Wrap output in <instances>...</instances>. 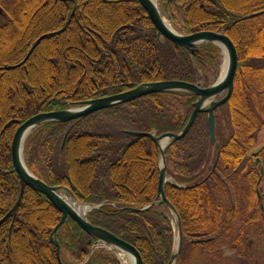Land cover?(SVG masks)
Here are the masks:
<instances>
[{
  "label": "trees",
  "instance_id": "obj_1",
  "mask_svg": "<svg viewBox=\"0 0 264 264\" xmlns=\"http://www.w3.org/2000/svg\"><path fill=\"white\" fill-rule=\"evenodd\" d=\"M159 8L182 35L224 32L237 54L231 97L214 111L216 167L217 147L209 142L203 113L164 150L173 180L164 194L182 231L175 264H219L222 249L246 258L251 230L264 247V167L259 182V170L249 164L264 157V148L252 151L264 134V14L251 17L264 11V0H159ZM0 9L6 17L0 25V264H59L51 233L61 213L46 197L25 187L10 213L20 191L10 156L19 125L143 83L209 87L217 80L220 49L205 44L189 53L158 37L136 0H0ZM43 35L25 65L7 69ZM197 99L152 94L68 123L44 124L24 143L25 166L44 184L67 188L93 207L87 221L134 247L143 264H168L175 238L167 207L133 211L159 201V155L150 139L126 132L178 134ZM227 194L229 207L219 199ZM56 239L62 264H120L111 251H92L97 241L70 219Z\"/></svg>",
  "mask_w": 264,
  "mask_h": 264
},
{
  "label": "water",
  "instance_id": "obj_2",
  "mask_svg": "<svg viewBox=\"0 0 264 264\" xmlns=\"http://www.w3.org/2000/svg\"><path fill=\"white\" fill-rule=\"evenodd\" d=\"M136 1L149 17L151 25L156 30L158 37H162L163 39L171 42L175 46L180 47L185 51H188L189 53H194L201 45L212 44L214 46H217L222 52L224 50L227 58V69L223 77H219L213 85L206 88H202L200 84H191L180 81L143 83L121 94L87 101L83 103L81 107L36 114L19 125L12 138L10 156L12 172L15 173L18 177L20 191L18 199L11 209L10 213L14 212L19 206L25 187L46 197V199L53 205V207L61 213L60 221L51 233V242L56 248L57 261L59 264H62V262L59 258V243L56 239V233L58 228L63 226L68 219L77 224V226L84 233L96 240L97 243L102 244L107 248L129 254L132 257L134 264L143 263L140 254L134 247L112 235L111 233L101 228L92 226L86 219V213H84L83 216H80L79 214L74 212L70 208V206L62 199V195L66 194L71 199L75 200L74 195L70 190L60 186L50 187L44 184L42 181L38 180L27 170L23 160V145L29 135L40 126L47 123H68L73 120L89 116L95 112L102 111L117 105L126 104L152 94L171 92L187 93L198 98L197 101L193 104V111L185 127L178 134L165 133L157 137L148 133L145 134L137 132H126L127 134L134 137H145L150 139L154 143L160 157L159 177L157 184V198L159 199V201L148 205L142 210H132L145 211L154 206L162 204L165 205L170 213L174 215L177 224L178 239L176 250L172 254L168 264H175L178 251L182 244V231L179 217L164 194V186L169 182L166 178V162L164 157V150L170 142H175L182 139L187 134L189 128L192 126L196 116L203 113L207 115L209 142L212 146L217 147L215 158L213 161V169L216 167L219 158L220 149L217 144L215 135L214 111L229 100L233 91L234 81L237 73V54L233 43L224 34V32L214 33L210 31H201L193 33L191 35H181L176 31L168 29L164 25L158 13V10L150 0ZM263 14L264 11L254 14L251 17H256ZM43 38L44 37L39 38L35 42L34 46L36 47ZM262 148H264V145L258 147L256 151H259ZM259 165L260 161L258 159L255 160L254 166L258 167ZM260 173L262 175V168H260ZM261 179L262 176H260L259 182L261 181ZM84 207H86L88 211L92 209L90 206Z\"/></svg>",
  "mask_w": 264,
  "mask_h": 264
},
{
  "label": "rangeland",
  "instance_id": "obj_3",
  "mask_svg": "<svg viewBox=\"0 0 264 264\" xmlns=\"http://www.w3.org/2000/svg\"><path fill=\"white\" fill-rule=\"evenodd\" d=\"M156 3L158 4V7H159V0H156ZM160 12L162 13V15L164 16V18L167 20V22L172 26V28L178 32L174 25L166 18V16L163 14V12L161 11V9H159ZM6 22V17L4 15V13L1 11V14H0V25H3L5 24ZM49 35V34H48ZM43 36H47V35H43ZM39 39V38H38ZM37 39V40H38ZM36 40V41H37ZM35 41V42H36ZM34 42V44H35ZM33 44V45H34ZM33 45L29 48V51L27 52V55L26 57L31 53L33 52L32 49H33ZM26 57L24 59H26ZM223 61H224V55L222 53V51H220V61H219V67H218V70H217V79L219 78L220 76V72H221V68H222V65H223ZM9 64H12V63H9ZM21 64H23V60L22 62H20L19 64H15V65H9L8 66V70H15V69H18L20 68ZM31 66L35 69H39L40 68V65L36 64L35 62H32ZM47 84V82H44ZM202 86V85H201ZM0 98H1V91H0ZM264 145V134L260 135V138L258 139V142H257V145L258 147ZM258 147H256L254 150L252 151H256L258 149ZM255 155V154H254ZM259 160L260 161V166L262 168V174H263V167H264V157H252V159L249 161V164L251 163V165H254V162L255 160ZM263 163V165H262ZM263 166V167H262ZM257 168V170H259V173H260V168L259 167H255ZM259 168V169H258ZM257 172V171H256ZM260 176L261 173H260ZM260 176H258V179L260 178ZM170 182H173V180L171 178H167ZM257 178H255V182L258 181ZM259 186V185H258ZM257 186V187H258ZM254 192L256 194H258V199L261 197V187H259L258 189L256 188V190H254ZM232 194V192H231ZM219 199L221 201L224 202V206L225 207H229L230 204H231V197L229 194L227 195H220L219 196ZM79 204V203H78ZM167 217L170 219V222L173 226V231H174V238L175 240L177 241L178 239V231H177V224H176V219L175 217L169 212L167 214ZM247 244L249 246V251H248V254L246 255V258H242V257H239L236 255L235 252H232V251H228V250H223L222 249V253H223V260L222 262H220L219 264H264V247H263V238L262 237H259L256 232L253 230H251L250 232V235L247 239ZM113 254L115 256H120L121 252L119 251H116V250H113ZM122 262V261H121Z\"/></svg>",
  "mask_w": 264,
  "mask_h": 264
},
{
  "label": "bare ground",
  "instance_id": "obj_4",
  "mask_svg": "<svg viewBox=\"0 0 264 264\" xmlns=\"http://www.w3.org/2000/svg\"><path fill=\"white\" fill-rule=\"evenodd\" d=\"M153 4H154V6L156 7V9L158 10V13H159V15H160V17H161V20H162V22L164 23V25L168 28V29H170V30H172V31H175L173 28H172V26L167 22V20L164 18V16L162 15V13L160 12V10H159V7H158V4L156 3V0H150ZM41 37H44L45 38V36H41ZM41 37H39V38H41ZM44 38L37 44V46L35 47L34 45H33V49H32V51L34 52V50L39 46V44L44 40ZM33 52H31L27 57H26V59H24L23 60V64H21L20 66H23V65H25L26 63H27V61L29 60V58H30V56L32 55V53ZM223 55H224V61H223V65H222V68H221V72H220V77H223L224 76V74H225V72H226V69H227V58H226V55H225V53H224V50H223ZM27 134H29V133H27ZM62 199L64 200V202H66L69 206H70V208L74 211V212H76L77 214H79L80 216H83L84 215V213L87 211V208L86 207H84L83 205H81V204H78V202H76L75 200H73V199H71L68 195H66V194H63L62 195ZM121 255L120 256H118L117 258H118V260L121 262V264H134V261H133V259H132V257L129 255V254H125V253H120Z\"/></svg>",
  "mask_w": 264,
  "mask_h": 264
}]
</instances>
